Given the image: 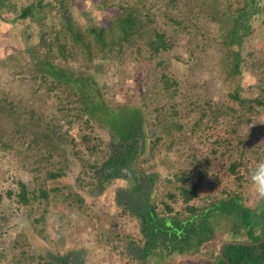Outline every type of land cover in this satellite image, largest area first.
Returning <instances> with one entry per match:
<instances>
[{
	"label": "rangeland",
	"instance_id": "1",
	"mask_svg": "<svg viewBox=\"0 0 264 264\" xmlns=\"http://www.w3.org/2000/svg\"><path fill=\"white\" fill-rule=\"evenodd\" d=\"M201 1L207 14L200 23L199 39L207 40L193 53L176 50L181 59L170 53L164 57L166 66L150 74L126 53H110L109 59L101 54L94 60L103 64L102 72L94 75L104 99L115 110L138 108L144 124L142 138L136 137L130 153L134 154L129 162L132 172L118 177L100 172L121 146L116 132L81 116L74 94L49 89L32 77L31 63L24 58L41 24L32 18L14 20L26 1L16 0L13 10L0 8V96L6 94L17 103L25 117L29 111L35 112L29 114L34 119L45 116L67 143L53 149L46 167L53 172L63 168L55 179L37 169L48 147L29 146L35 138L33 130L14 129L5 138L6 145L0 143V264H69L76 254L82 264H214L224 241H250L245 228L233 232L230 215L213 208L234 199L257 221L264 210V199L257 197L250 182L251 170L264 162V1L262 13L243 40L241 74L235 78L229 76L228 48L213 14H223L229 4L242 7L246 0H205L207 5ZM47 3L53 8L46 9L51 13L43 23L63 35L64 29L57 25L59 3ZM208 5L214 6L213 11ZM66 7L83 29L107 26L116 13L100 0H66ZM52 55L59 56L56 48ZM60 59L57 62L63 64ZM73 65L80 64L74 60ZM162 70L178 81L174 88L165 90L159 79L151 77ZM148 77L157 88H152ZM0 127L9 130L11 124L2 118ZM140 174L148 175L153 185L150 201L156 219H166L173 228L165 229L169 236L161 232L156 248L143 237L140 215L118 197V191L131 188L132 176ZM19 182L27 186L28 204L19 199ZM195 185L196 196L183 194L184 188L191 192ZM190 208L197 216L215 210L221 222L214 240L196 253L178 249L184 234L176 235L174 227V221L194 217ZM255 233L263 235L262 225Z\"/></svg>",
	"mask_w": 264,
	"mask_h": 264
},
{
	"label": "trees",
	"instance_id": "2",
	"mask_svg": "<svg viewBox=\"0 0 264 264\" xmlns=\"http://www.w3.org/2000/svg\"><path fill=\"white\" fill-rule=\"evenodd\" d=\"M16 0H0V8H9L13 10L12 4ZM21 7L20 14L14 18L15 21L32 18L41 24L36 41L30 43L27 48L25 62L31 63L34 79L49 86V89L67 90L68 96L74 94L77 96V102L80 104L79 114L87 117L94 122H100L104 126L110 127L116 132L121 140V146L114 150L107 163L100 169L101 173L109 176L118 177L123 171H128L127 164L132 161L133 155L130 154L135 147L136 137L142 138L144 124L141 120L138 108L115 110L104 99L96 80L94 72H102V63H95V59H109L110 53H126L134 58L141 67L143 73L153 72L158 67L166 66L168 54H172L177 60L182 57L176 50L184 49L191 53L207 39H199L201 33L200 23L203 15L207 14L203 8L201 0H100L103 7L115 8L116 13L111 17L107 26L87 25L83 28L73 20V12L66 7V0H55L59 3L57 14L61 20L59 27L62 31H53L43 21L47 18L46 9L53 8V3H47V0H25ZM264 0H246L244 5L239 8H232L231 4L223 14H213L214 19L218 21L219 31L222 40L227 49V64L230 68V78L241 74L240 66L243 60L241 46L244 38L249 34L253 20L259 16L263 8L261 2ZM205 2V0H204ZM57 4V3H55ZM207 5V3L205 2ZM214 6L208 5V10ZM217 11V9H215ZM213 11V10H212ZM2 13H0V18ZM184 42H182V39ZM238 47V48H235ZM55 48L61 57V62H57L59 56H54ZM178 48V49H177ZM170 54V55H171ZM177 54V55H176ZM111 55V56H112ZM117 56V55H116ZM113 57V56H112ZM77 60L80 65L74 66L73 61ZM150 64V65H149ZM148 66V67H146ZM145 75V74H144ZM151 77L159 79L165 90H170L176 86L178 81L173 76L162 70L159 75L153 73ZM152 88L158 85L150 77ZM240 100L239 95H235ZM74 102V101H73ZM243 104L247 100H241ZM76 103V102H75ZM35 114L29 111L25 117L21 107L17 103L9 100L6 94L0 96V120L8 119L11 129L5 130L0 127V143L6 145L5 138L10 132L18 130L20 132L33 130L35 138L31 140L29 146L48 147L47 155H40L41 164L37 167L48 171V177L55 179L63 174V168L56 172L49 171L50 157L53 149L60 150L62 144H67L65 138L58 132L56 125H50L45 121V116H29ZM15 129V130H14ZM141 133V134H139ZM140 136V137H139ZM62 150V149H61ZM63 151V150H62ZM67 151L63 154L67 155ZM62 154V155H63ZM63 161H65L63 159ZM236 165L232 170L235 171ZM21 192L18 194L22 203L28 204L27 186L19 182ZM192 191L183 189V194L196 196L197 185ZM43 192V191H42ZM42 195V194H41ZM46 195V194H45ZM216 212L225 211L230 218L228 220L233 224V232L239 233L241 229L245 232L250 241H258L263 235L258 236L255 228L262 225L264 229L263 217L255 220L251 217L249 209L240 205L234 199L220 206H215ZM194 217L187 221H174V227L177 229L175 234L181 231L184 234L183 240L178 247L181 252L187 251L196 253L201 246L214 240L216 232L221 222L216 216L215 210H207L203 215L197 216L195 209L190 208ZM143 221L147 223L150 231L144 229L148 237L149 244L154 248L160 243L158 239L161 232L169 236L170 232L165 231L168 227L166 219L158 221L156 214L150 216L147 221L142 216ZM197 225L192 227V224ZM172 225V223H170ZM229 225V224H228ZM161 228V230H160ZM169 229H173L170 227ZM240 241V240H234ZM24 248L23 242L17 243ZM24 250V249H23ZM23 254V253H22ZM226 257L233 264H264V243L260 246L247 245H227L225 248ZM215 264H227L220 253L217 256Z\"/></svg>",
	"mask_w": 264,
	"mask_h": 264
},
{
	"label": "flooded vegetation",
	"instance_id": "3",
	"mask_svg": "<svg viewBox=\"0 0 264 264\" xmlns=\"http://www.w3.org/2000/svg\"><path fill=\"white\" fill-rule=\"evenodd\" d=\"M124 172V171H123ZM131 172V171H129ZM124 174V173H123ZM124 176V175H123ZM148 175H137L136 177L132 176L133 185L130 189L118 191L119 199L124 203V205L130 210L135 212L137 215H140L141 220L143 221L142 216L149 221L150 216L155 214L152 209L151 199V191L153 190V185L148 179ZM131 196V197H130ZM130 202V206L129 203ZM156 210V209H155ZM264 212V210H263ZM263 217V214H262ZM264 223V222H263ZM142 231L144 229L149 230L147 223L143 221ZM161 230V228H160ZM143 237L148 239L146 234L143 231ZM134 244H132L133 247ZM81 255H75L73 259H71L69 264H82L80 259ZM67 261L61 262V264H66ZM215 264V263H214Z\"/></svg>",
	"mask_w": 264,
	"mask_h": 264
},
{
	"label": "clouds",
	"instance_id": "4",
	"mask_svg": "<svg viewBox=\"0 0 264 264\" xmlns=\"http://www.w3.org/2000/svg\"><path fill=\"white\" fill-rule=\"evenodd\" d=\"M250 182L251 188L257 197L259 199H264V162H260L253 170H251Z\"/></svg>",
	"mask_w": 264,
	"mask_h": 264
},
{
	"label": "water",
	"instance_id": "5",
	"mask_svg": "<svg viewBox=\"0 0 264 264\" xmlns=\"http://www.w3.org/2000/svg\"><path fill=\"white\" fill-rule=\"evenodd\" d=\"M128 171H131L130 164H127ZM132 172V171H131ZM131 197V196H130ZM129 206H130V202ZM263 222H264V212H263ZM264 243V235L263 237L258 241H234V240H226L223 242V244L220 247V256L227 264H233L225 255V248L227 245L236 244V245H247V246H260Z\"/></svg>",
	"mask_w": 264,
	"mask_h": 264
}]
</instances>
